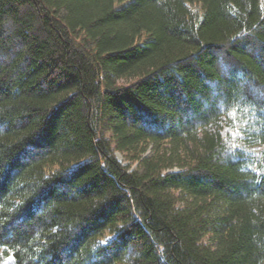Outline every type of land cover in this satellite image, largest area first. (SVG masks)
Instances as JSON below:
<instances>
[{
  "label": "trees",
  "instance_id": "obj_1",
  "mask_svg": "<svg viewBox=\"0 0 264 264\" xmlns=\"http://www.w3.org/2000/svg\"><path fill=\"white\" fill-rule=\"evenodd\" d=\"M0 264H264V0H0Z\"/></svg>",
  "mask_w": 264,
  "mask_h": 264
}]
</instances>
